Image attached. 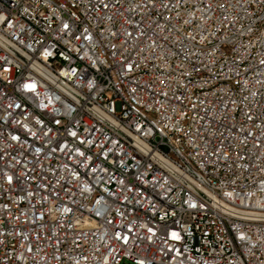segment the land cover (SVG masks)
<instances>
[{"label": "built area", "instance_id": "built-area-1", "mask_svg": "<svg viewBox=\"0 0 264 264\" xmlns=\"http://www.w3.org/2000/svg\"><path fill=\"white\" fill-rule=\"evenodd\" d=\"M264 264V0H0V264Z\"/></svg>", "mask_w": 264, "mask_h": 264}, {"label": "rangeland", "instance_id": "rangeland-1", "mask_svg": "<svg viewBox=\"0 0 264 264\" xmlns=\"http://www.w3.org/2000/svg\"><path fill=\"white\" fill-rule=\"evenodd\" d=\"M122 264H131L130 262H124V263H122Z\"/></svg>", "mask_w": 264, "mask_h": 264}]
</instances>
